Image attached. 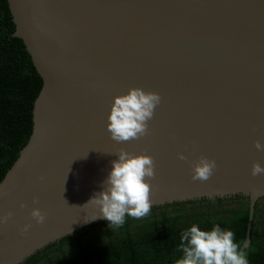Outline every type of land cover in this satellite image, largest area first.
<instances>
[{"label":"water","instance_id":"1","mask_svg":"<svg viewBox=\"0 0 264 264\" xmlns=\"http://www.w3.org/2000/svg\"><path fill=\"white\" fill-rule=\"evenodd\" d=\"M6 3L41 87L28 139L0 180V216L12 213L0 224V264H66L193 224H246L242 251L250 224L264 225V175H251L253 163L264 167L254 147L264 144V0ZM129 88L161 102L148 135L117 143L107 116ZM121 149L151 156L155 178L149 214L112 227L87 203ZM201 156L216 162L205 182L191 179ZM34 207L47 214L42 225Z\"/></svg>","mask_w":264,"mask_h":264},{"label":"clouds","instance_id":"2","mask_svg":"<svg viewBox=\"0 0 264 264\" xmlns=\"http://www.w3.org/2000/svg\"><path fill=\"white\" fill-rule=\"evenodd\" d=\"M160 102L158 93L141 88H129L126 94L113 97L106 124L110 138L121 143L148 135V121L153 118ZM254 147L264 151V144L258 140L254 141ZM114 155L117 159L111 162V171L103 182L102 190L94 193L87 204L98 210L92 220L102 218L109 222V226L118 227L124 223L125 215L142 218L149 214L150 181L155 178V162L151 156L133 155L123 149ZM177 158L186 159L183 154H178ZM190 167L191 179L205 182L214 174L216 162L201 156ZM251 175H264V167L253 163ZM32 203L38 204V200L33 198ZM20 207L26 205L21 203ZM11 216L10 212L0 216V224L7 223ZM29 216L39 225L47 218V214L36 207L32 208ZM30 227L31 224H26L21 231L26 232ZM179 250L183 256L175 264H248L246 253L240 251L239 245L234 243V233L218 226L210 231H202L193 224L182 231Z\"/></svg>","mask_w":264,"mask_h":264},{"label":"trees","instance_id":"3","mask_svg":"<svg viewBox=\"0 0 264 264\" xmlns=\"http://www.w3.org/2000/svg\"><path fill=\"white\" fill-rule=\"evenodd\" d=\"M6 0H0V180L25 145L31 131L33 101L41 79L18 38L13 36ZM214 226L199 227L210 231ZM234 233V243L243 242L246 224L218 226ZM182 230L152 234L113 244L66 264H175ZM248 264H264V225L250 224L248 245L242 249Z\"/></svg>","mask_w":264,"mask_h":264}]
</instances>
